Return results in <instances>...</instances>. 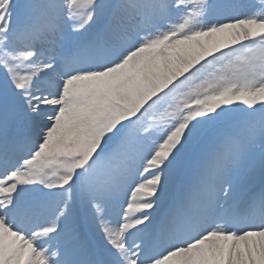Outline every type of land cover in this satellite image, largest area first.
<instances>
[{"label":"snow or ice","instance_id":"obj_1","mask_svg":"<svg viewBox=\"0 0 264 264\" xmlns=\"http://www.w3.org/2000/svg\"><path fill=\"white\" fill-rule=\"evenodd\" d=\"M0 264H264V0H0Z\"/></svg>","mask_w":264,"mask_h":264}]
</instances>
